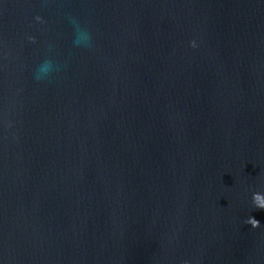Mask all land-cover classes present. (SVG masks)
Wrapping results in <instances>:
<instances>
[{
	"label": "water",
	"instance_id": "95a60500",
	"mask_svg": "<svg viewBox=\"0 0 264 264\" xmlns=\"http://www.w3.org/2000/svg\"><path fill=\"white\" fill-rule=\"evenodd\" d=\"M254 194L264 0H0V264H264Z\"/></svg>",
	"mask_w": 264,
	"mask_h": 264
},
{
	"label": "clouds",
	"instance_id": "9594fccd",
	"mask_svg": "<svg viewBox=\"0 0 264 264\" xmlns=\"http://www.w3.org/2000/svg\"><path fill=\"white\" fill-rule=\"evenodd\" d=\"M36 19L40 20L41 17L37 16ZM69 20L74 27V45L80 47H89L92 42L91 32L87 28L83 27L75 17H69ZM28 39L34 40L35 37L29 36ZM191 44L192 47L196 46L195 41H192ZM54 69V61L49 57H45L34 70V77L37 80L45 79L54 71ZM253 202L256 204L257 207H264V195L254 194ZM250 219L255 220L254 218Z\"/></svg>",
	"mask_w": 264,
	"mask_h": 264
}]
</instances>
